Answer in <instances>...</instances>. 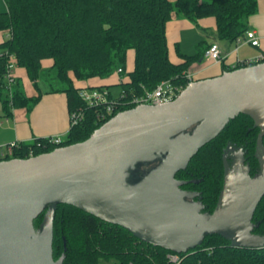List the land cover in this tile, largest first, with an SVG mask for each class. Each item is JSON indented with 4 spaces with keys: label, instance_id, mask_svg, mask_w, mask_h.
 <instances>
[{
    "label": "trees",
    "instance_id": "obj_1",
    "mask_svg": "<svg viewBox=\"0 0 264 264\" xmlns=\"http://www.w3.org/2000/svg\"><path fill=\"white\" fill-rule=\"evenodd\" d=\"M7 11L0 13V32L9 38L0 44V117L11 115L12 109L31 110L37 97H26L20 78L12 89H5L4 74L8 56L16 58L17 68L37 88L45 72H52L61 86L50 88V93L62 92L69 113L84 109V119L70 128L59 146L43 141L22 144L11 158H26L28 148L34 156L57 147L86 140L94 130L110 118L97 119V111L87 108L78 96L74 82L102 81L119 77L112 84L83 87H121L127 97L153 91L163 81L188 84L185 77L190 67L204 59L211 44L199 42L197 52L179 54L181 62L169 58L166 25L172 15L183 17L192 24L211 18L216 40L232 44L248 31V18L258 10V0H4ZM132 53L131 68L128 59ZM48 62V70L43 64ZM221 72L231 71L226 60ZM121 73H118V70ZM221 74V73H220ZM214 77V76H212ZM209 78V77H206ZM46 79V78H44ZM204 78H196L200 80ZM50 86V85H48ZM111 92V91H110ZM126 103L120 111L133 108ZM114 116V115H113ZM258 129L246 115L230 120L222 132L202 147L189 161L186 169L176 173L183 182L180 189L196 194L192 202H200L202 213L210 214L222 189L224 160L229 162L232 151L243 154L250 177L259 174L255 156ZM37 143L42 145L37 146ZM235 145H225V144ZM160 162L159 159L139 163L129 171L128 184L139 181ZM53 210L52 256L57 260L63 253L62 264H175L168 255L175 254L160 247L141 242L127 230L89 215L65 204L47 205L34 220L38 230L44 213ZM252 233L264 235V196L253 218ZM178 255V264H264V246L259 249L237 248L224 237L205 235L202 241L186 254Z\"/></svg>",
    "mask_w": 264,
    "mask_h": 264
},
{
    "label": "water",
    "instance_id": "obj_2",
    "mask_svg": "<svg viewBox=\"0 0 264 264\" xmlns=\"http://www.w3.org/2000/svg\"><path fill=\"white\" fill-rule=\"evenodd\" d=\"M248 116L264 140V62L189 82L171 102L120 111L84 141L29 158L0 161V264H62L52 256L53 210L65 204L118 225L141 242L175 254L217 234L237 248L259 249L252 218L264 196V145L259 174L250 177L241 153L231 167L223 156V183L213 211L180 189L177 172L226 124ZM159 159L128 184L136 164Z\"/></svg>",
    "mask_w": 264,
    "mask_h": 264
},
{
    "label": "crops",
    "instance_id": "obj_3",
    "mask_svg": "<svg viewBox=\"0 0 264 264\" xmlns=\"http://www.w3.org/2000/svg\"><path fill=\"white\" fill-rule=\"evenodd\" d=\"M6 11L7 7L4 0H0V13ZM175 16L176 15H172L170 21L166 25V40L169 28L170 32H173L172 30L178 31L183 28V26L186 27L187 22L185 20L180 21ZM247 26L248 31H254L259 37V46L252 47L245 44L239 47L237 51H234V43L226 44L223 41L220 42L215 39L213 42L207 44L216 43L223 53L228 54L225 60L229 66L234 65L237 61L251 59L259 54L264 55V0H258V10L254 15L248 18ZM8 38L9 33L0 32V44ZM240 48H244L245 50L242 54L238 55ZM178 53L181 54L179 48H176L175 54L177 58L179 57ZM130 57L132 59V53H130ZM170 61L172 63H179L181 62V59L179 58L177 62L172 61L171 59ZM49 66L48 62L43 64V68L46 70H48ZM187 73L192 75V80L196 78L217 76L221 73V65L203 59L202 61L200 60L197 63H194ZM15 75L16 78H20L21 87L26 97L35 98L40 95V98L31 110L27 111L25 108L12 109L10 116L3 117L4 121L0 122V145L13 141H20L23 144L31 143L33 140L55 135H60L64 139L69 130V118L65 94L62 92L50 93L51 86H46L48 85V82H51L49 79L43 78L42 82L37 83L36 88L17 67ZM118 79L117 76L114 75L111 78L102 81L74 82V85L76 87H83L94 84H112L117 82Z\"/></svg>",
    "mask_w": 264,
    "mask_h": 264
},
{
    "label": "built area",
    "instance_id": "obj_4",
    "mask_svg": "<svg viewBox=\"0 0 264 264\" xmlns=\"http://www.w3.org/2000/svg\"><path fill=\"white\" fill-rule=\"evenodd\" d=\"M234 51L245 44L250 45L252 47L259 46V37L255 34L254 31H247L244 36L237 38L234 42ZM226 53H223L219 46L216 43H213L209 46V48L204 52V59L207 61H211L215 64H221L226 58ZM264 62V55L259 54L251 59H244L237 61L231 68H235L238 66H250ZM16 58L12 55L8 56L6 72L4 74V82L5 89L10 91L12 86L16 82L15 78V70H16ZM121 73L119 69L117 71ZM188 83L192 81V75L189 73L185 74ZM184 89L180 85L171 84L170 81H163L156 86V88L151 92H146L144 95L140 96H131L127 97V94L122 90L120 95L117 98H114L111 92L106 89H98L92 87H82L78 90V96L81 102L87 108H94L97 111V119L99 121H103L106 118H110L116 113L120 112V108L125 106L126 103L130 105L138 106L141 104L148 105H160L164 103L171 102L174 100L179 93ZM85 111L84 109H77L69 113V129L78 125L84 119ZM33 140L32 142H34ZM49 145L59 146L63 143V138L60 135H55L51 137L43 138ZM20 141H13L4 145H0V161L11 159L13 156L15 149H20L21 145ZM42 145L41 143H37V146ZM34 149L28 148L27 157L34 156ZM169 260L172 263L178 264L179 258L176 254L168 255Z\"/></svg>",
    "mask_w": 264,
    "mask_h": 264
},
{
    "label": "rangeland",
    "instance_id": "obj_5",
    "mask_svg": "<svg viewBox=\"0 0 264 264\" xmlns=\"http://www.w3.org/2000/svg\"><path fill=\"white\" fill-rule=\"evenodd\" d=\"M178 20L182 21L185 20L183 17L175 16ZM186 27L183 26V28L179 29L178 31L170 32V28L167 33V48L170 55V59L172 61L177 62L180 57H176L175 49L179 48V51L183 55H194L197 52V44L199 42H206L210 43L213 42L216 39V33L214 26L212 24L211 18L203 19L202 21H198V23L192 24L185 20ZM172 22V21H171ZM179 23V22H177ZM248 23V22H247ZM221 42V41H220ZM234 46V45H233ZM243 49H239L238 55L242 54L244 52ZM132 59L129 58L128 62V68L131 66ZM52 72H45L44 78L49 79L51 82H48L47 84L52 87H58L61 86L59 83L54 80ZM119 80V79H118ZM46 85V86H48ZM122 91L121 87H113L111 89V94L114 98H117L120 95V92ZM0 116L1 115V109H0ZM3 117H0V122L4 121ZM4 145V144H3Z\"/></svg>",
    "mask_w": 264,
    "mask_h": 264
},
{
    "label": "flooded vegetation",
    "instance_id": "obj_6",
    "mask_svg": "<svg viewBox=\"0 0 264 264\" xmlns=\"http://www.w3.org/2000/svg\"><path fill=\"white\" fill-rule=\"evenodd\" d=\"M253 126H254V124H253ZM256 128V127H255ZM258 129V128H257ZM258 137H259V129H258V135H257V140H256V144L255 145H264V140L260 143V142H258ZM210 143V142H209ZM208 143V144H209ZM207 145V144H206ZM225 145H235V144H230V143H228V144H225ZM239 153H241L240 151H232L231 150V157H230V160H229V162H226V164L229 166V167H231V165H232V162H233V159L234 158H236L238 155H239ZM242 154V153H241ZM262 154H263V151L261 150V148L259 147V149L257 150V153H256V151H255V156H256V158L257 157H259V156H262ZM243 155V154H242ZM244 163H245V161H244ZM246 165V164H245ZM194 194V193H193ZM196 197V196H195ZM195 197H193L192 198V200H194V198ZM187 200H190V201H192L191 199H189V198H187ZM199 202V201H198Z\"/></svg>",
    "mask_w": 264,
    "mask_h": 264
}]
</instances>
